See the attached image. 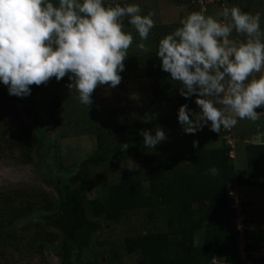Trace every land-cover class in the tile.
<instances>
[{"label":"trees","instance_id":"1","mask_svg":"<svg viewBox=\"0 0 264 264\" xmlns=\"http://www.w3.org/2000/svg\"><path fill=\"white\" fill-rule=\"evenodd\" d=\"M159 1L168 9L184 6L188 14L195 5L202 8L200 0ZM218 4L226 7V0ZM182 19L172 24L162 22L166 33H150L153 38L149 36L147 45L151 50L127 55L124 61L121 85L130 79H150L146 86L151 92L148 118L132 119L125 103L98 105L97 99L93 106L64 110L60 94L69 90L67 76L59 82L52 78L47 84L31 85V94L23 98L9 95L7 86L0 84V164L30 165L38 174L33 175L34 180L0 186L2 257L12 251V246L9 251L6 248L11 242L14 251L38 254V264H47L43 260L47 253L44 247L57 241L53 252L60 259L59 264H113L125 254L135 256L134 264H243L239 255L240 230L234 224L237 197L246 221L254 226L244 231L249 241L245 249L264 250V228L255 226L253 204L242 194L249 187L261 188L264 194V143L239 139L246 134H238L234 126L222 128L218 146L183 148L179 146V139H183L180 124L163 117L159 120L158 109L177 102L181 95L170 80V73L161 70L155 54L158 41L180 27ZM124 23L126 30L132 32L126 18ZM133 36L134 40L139 38L135 33ZM104 88L115 93L114 88ZM42 90L48 96L39 107L37 96ZM157 126L165 130L168 140L155 149H145L139 131ZM47 130H52V138L46 137ZM81 134H93L95 143L84 159L68 168L59 153L58 140ZM243 154L245 172L236 162ZM133 160L139 162L137 167L130 164ZM211 167L219 169L216 176L208 173ZM111 172L116 176L114 182L110 181ZM97 189L104 191L103 196L90 197ZM35 211L41 212L40 222L17 225L19 219ZM151 211L163 218L155 231L144 228L145 222L141 232L126 235L120 246L116 240L108 241V237L104 238V245L97 244L96 236L101 230L121 228L136 213ZM201 231V238L196 241ZM11 263L17 264V260Z\"/></svg>","mask_w":264,"mask_h":264},{"label":"clouds","instance_id":"2","mask_svg":"<svg viewBox=\"0 0 264 264\" xmlns=\"http://www.w3.org/2000/svg\"><path fill=\"white\" fill-rule=\"evenodd\" d=\"M153 15L142 14L136 3L107 0H0V84L7 86L9 95L23 98L31 94V85L67 76V87L75 88L79 102L90 107L95 89L121 83L134 40L125 18L139 37L136 47L147 52L144 41L155 27ZM180 24L158 41L155 55L178 93L185 99L195 96L199 112L187 103L178 109L182 131L194 135L208 126L219 133L239 120L256 121V109L264 107V29L259 14L233 5L216 16L191 12ZM233 32L246 39L234 42ZM139 135L145 149L168 140L160 126L141 129ZM218 172L216 167L208 169L212 176Z\"/></svg>","mask_w":264,"mask_h":264},{"label":"rangeland","instance_id":"3","mask_svg":"<svg viewBox=\"0 0 264 264\" xmlns=\"http://www.w3.org/2000/svg\"><path fill=\"white\" fill-rule=\"evenodd\" d=\"M136 4L142 3L144 4L142 9V14H147L148 12H152L155 17L154 24L155 27L151 30V33L161 34L162 36L164 33H166V29L163 27V23L172 24L173 22H177L180 18H184V16H187L188 10L184 6L182 8L177 5L174 8H164L161 5V2L158 0H134ZM176 4V2H173ZM208 5V4H207ZM238 6L240 9L244 12L251 13L253 15L259 14L260 16V25L261 29H264V0H228L226 7L231 6ZM225 7L221 4H209L208 6H205L203 8L200 7V5H195L194 11L195 12H203L205 15H213L216 16V14L222 10V8ZM155 11V12H154ZM193 11V12H194ZM191 12V11H190ZM166 17V18H164ZM164 20H166L164 22ZM163 22V23H162ZM161 23V24H159ZM166 27V26H165ZM171 28V27H169ZM132 34H136L135 30L133 29ZM137 35V34H136ZM138 36V35H137ZM150 39L153 38L151 34L149 35ZM138 38V37H137ZM149 39V37H148ZM231 40L234 42L239 43L240 41H243L246 39L243 34H237L235 32L232 33V36L230 37ZM139 41V38L137 40H133V45L129 49L128 55H133L135 52H142L136 47V43ZM147 40L144 41L148 51L151 50V46L147 45ZM155 45V42H153ZM153 45V46H154ZM259 74H253V76H258ZM150 83V79L145 78H139V79H130L126 82H124L122 85L119 84L116 86L115 93L107 92L104 88V86H100L97 89L94 90L93 93V103L91 106L95 105V99H97V104L101 105L102 103H108V104H115V103H125V105H128L129 109L125 110L132 114V119H139L140 117H146L148 118L151 115V107H150V91L148 90V84ZM47 93V92H46ZM44 90L41 91L40 96H37V105L39 107L43 106V103L46 102L45 98L48 95L46 94ZM61 101L63 104L64 110H70L73 108L78 107H85V105L81 104L78 100V93L75 89H69L61 92ZM180 99L177 100V102H171L164 104L162 106L163 108L158 109V117L159 120L161 117L164 119L172 120L173 122H178V109L182 104L187 103L189 108H191L194 112H199V108L195 103V98H189L185 99L179 96ZM118 106H120L118 104ZM218 107H221L220 105H217ZM117 107V106H116ZM263 110L258 112V119L256 121H250L247 119L239 120L236 125V132L244 133L246 135H253L257 133L258 131L261 132L262 135H264V107H262ZM45 116V115H44ZM210 123V122H209ZM177 131V129H175ZM52 130H47L46 137L52 138L53 135L51 134ZM222 128L219 133L213 132L210 130L208 126H205L201 131L196 132L193 134H185L183 132V139L180 140L179 146H182L183 148H187L189 145H193V141H198V148L205 149L212 146H218L221 142L222 137ZM230 137V136H229ZM58 150L61 155L63 163L66 164V166L69 168V166L72 163H76L78 160H82L85 158L87 154H89L93 148V144L95 143V139L93 134H81V135H71L70 137L66 138H59L58 140ZM54 148V147H53ZM57 149V148H56ZM244 151V148L242 149ZM244 153V152H243ZM235 158V157H234ZM238 158V156H237ZM240 160H236L237 164L240 166L241 172H245L247 170L246 164H245V155L243 154V158L240 157ZM130 164L134 167H137L139 162L137 160L130 161ZM121 165H119V168ZM61 168V167H59ZM62 169V168H61ZM66 169V168H65ZM110 170V169H109ZM59 171V170H57ZM55 171V173H57ZM33 175H35V172H33V167L30 165L26 166H20V165H14L12 162H3L0 164V186L6 185L12 182H18V181H25V179L31 180V178L34 180ZM38 175V174H36ZM35 175V176H36ZM116 176L111 172V178L110 181H115ZM36 182V181H35ZM40 181H37V183ZM36 183V184H37ZM41 184V183H39ZM47 189L53 190L52 187H48L45 184H42ZM104 191L97 189L90 193V197H97V196H103ZM243 197H249V200L253 204V222L255 226H260V228H264V194L263 190L261 188H253L249 187L248 189L243 190L242 192ZM236 201H238V197L236 198ZM239 203V202H238ZM156 215L158 217H156ZM251 216V215H250ZM163 220L161 216H159L156 211L147 212L146 214H139L136 213V215L129 219V221L122 226L121 228H111L108 227L107 229L101 230L96 238L99 239L100 246L104 245L106 241H104V238L108 237L107 240H116V243L118 246H120L122 239L126 235H132L135 232H141L144 228H151L153 231H155L156 227H159ZM41 221V212L35 211L27 215L25 218L19 219L17 221V225H23L26 223H38ZM146 222L147 226L142 228V225H144ZM202 231L200 234L196 236V241H198L201 238ZM102 240V241H101ZM57 244V241L55 243H47L44 247L45 251V257L44 261L47 264H59L60 259L54 254L53 247ZM11 246H13V243L9 242V244L6 246L8 251L10 250ZM12 249L11 252L5 253V255L2 257L0 255V262L2 264H12V260H17V264H38L39 263V257L38 254H35L32 256V253H18L17 251H14ZM123 253L124 251L121 250ZM20 254V255H19ZM19 255V256H18ZM126 255V254H125ZM119 256V260L114 261L113 264H118L120 261L125 264H134L135 262V256ZM37 256V257H36ZM3 259V260H1Z\"/></svg>","mask_w":264,"mask_h":264},{"label":"built area","instance_id":"4","mask_svg":"<svg viewBox=\"0 0 264 264\" xmlns=\"http://www.w3.org/2000/svg\"><path fill=\"white\" fill-rule=\"evenodd\" d=\"M210 3H215L220 0H207ZM202 4L205 3V0H200ZM234 207L237 208V216L234 219V224L235 226L240 230V235H239V254L240 258L243 261V264H264V251H261L262 255L257 252H249L245 249L246 244L249 242L245 238V229L250 227L252 228V225L246 221L247 215L243 210V207L236 202L234 204ZM256 260V261H255Z\"/></svg>","mask_w":264,"mask_h":264},{"label":"water","instance_id":"5","mask_svg":"<svg viewBox=\"0 0 264 264\" xmlns=\"http://www.w3.org/2000/svg\"><path fill=\"white\" fill-rule=\"evenodd\" d=\"M263 110V108L256 109L257 112ZM239 139H245V141L254 143V144H261L264 141V135L262 136L260 133L254 134V135H240Z\"/></svg>","mask_w":264,"mask_h":264},{"label":"crops","instance_id":"6","mask_svg":"<svg viewBox=\"0 0 264 264\" xmlns=\"http://www.w3.org/2000/svg\"><path fill=\"white\" fill-rule=\"evenodd\" d=\"M228 0H226V4H227ZM203 8V7H202Z\"/></svg>","mask_w":264,"mask_h":264}]
</instances>
